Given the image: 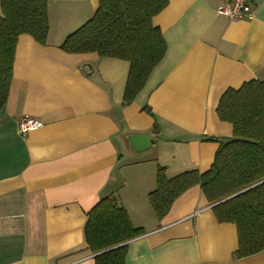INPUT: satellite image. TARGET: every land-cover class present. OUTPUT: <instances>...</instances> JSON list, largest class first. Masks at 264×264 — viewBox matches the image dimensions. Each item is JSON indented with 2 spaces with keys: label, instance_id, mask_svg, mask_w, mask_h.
I'll return each instance as SVG.
<instances>
[{
  "label": "crops",
  "instance_id": "1",
  "mask_svg": "<svg viewBox=\"0 0 264 264\" xmlns=\"http://www.w3.org/2000/svg\"><path fill=\"white\" fill-rule=\"evenodd\" d=\"M227 2L169 0L153 20L166 54L125 106L128 61L60 48L99 0H48L47 44L19 37L0 112V264H94L87 213L110 195L146 232L129 242L126 264H264V251L235 259L237 226L217 220L200 186L160 222L149 202L159 166L169 178L210 170L219 144L205 139L233 135L217 115L222 96L264 80V0L238 21L217 13ZM28 117L43 127L22 136ZM131 135L151 147L134 151Z\"/></svg>",
  "mask_w": 264,
  "mask_h": 264
},
{
  "label": "trees",
  "instance_id": "2",
  "mask_svg": "<svg viewBox=\"0 0 264 264\" xmlns=\"http://www.w3.org/2000/svg\"><path fill=\"white\" fill-rule=\"evenodd\" d=\"M0 112L9 98L18 39L23 34L46 45L49 35L48 0H0ZM169 0H99L94 16L70 34L60 48L69 54L96 53L130 63L124 105L132 104L151 73L166 54V43L153 20ZM154 118V133L160 128ZM217 115L233 126L230 138H206L219 149L209 171L184 172L169 178L158 167L156 190L149 194L158 219L168 215L173 204L188 190L200 186L220 223L237 226L239 249L235 259L264 251V80H254L240 89L228 90ZM145 230L133 226L128 213L114 195L101 199L87 213L84 228L87 249L94 264H126L129 242Z\"/></svg>",
  "mask_w": 264,
  "mask_h": 264
},
{
  "label": "built area",
  "instance_id": "3",
  "mask_svg": "<svg viewBox=\"0 0 264 264\" xmlns=\"http://www.w3.org/2000/svg\"><path fill=\"white\" fill-rule=\"evenodd\" d=\"M258 0H228V2L217 9L219 15L230 20H250L254 17ZM43 127L41 121L35 118H24L19 122L18 132L25 136L29 132Z\"/></svg>",
  "mask_w": 264,
  "mask_h": 264
},
{
  "label": "water",
  "instance_id": "4",
  "mask_svg": "<svg viewBox=\"0 0 264 264\" xmlns=\"http://www.w3.org/2000/svg\"><path fill=\"white\" fill-rule=\"evenodd\" d=\"M129 138V141L131 143V146H132V149L134 151H144L146 150L147 148L151 147L152 143H151V138L150 136H146V135H131L128 137ZM236 195H233L219 203H216L214 205H212L213 207L234 197Z\"/></svg>",
  "mask_w": 264,
  "mask_h": 264
}]
</instances>
